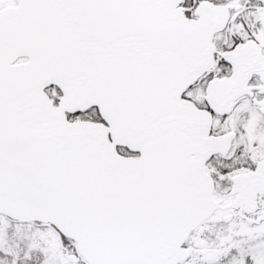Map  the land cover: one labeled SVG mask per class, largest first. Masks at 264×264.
<instances>
[{"label": "snow or ice", "instance_id": "obj_1", "mask_svg": "<svg viewBox=\"0 0 264 264\" xmlns=\"http://www.w3.org/2000/svg\"><path fill=\"white\" fill-rule=\"evenodd\" d=\"M0 264H264V0H0Z\"/></svg>", "mask_w": 264, "mask_h": 264}]
</instances>
